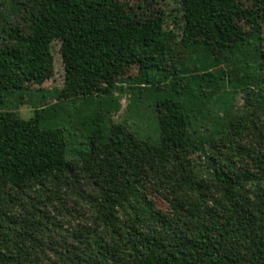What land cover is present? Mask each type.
<instances>
[{
    "label": "trees",
    "instance_id": "trees-1",
    "mask_svg": "<svg viewBox=\"0 0 264 264\" xmlns=\"http://www.w3.org/2000/svg\"><path fill=\"white\" fill-rule=\"evenodd\" d=\"M178 1L184 28L205 33L215 58L242 54L249 36L258 41L239 32L244 19L264 27V0ZM20 6L23 24L0 23L3 93L30 92L11 87L34 83L51 67L54 41L65 92L90 96L115 79L117 0ZM153 48L158 57L168 50L163 37ZM189 84L181 98L152 97L155 135L147 140L125 124L91 118L84 143L75 144L67 127L46 125L44 111L28 120L0 113V264H264V119L257 114L264 76L229 77L248 107L235 116L211 113L210 100L194 106ZM76 208L90 222L57 232Z\"/></svg>",
    "mask_w": 264,
    "mask_h": 264
},
{
    "label": "rangeland",
    "instance_id": "rangeland-1",
    "mask_svg": "<svg viewBox=\"0 0 264 264\" xmlns=\"http://www.w3.org/2000/svg\"><path fill=\"white\" fill-rule=\"evenodd\" d=\"M115 29L116 76L103 84L101 91L93 94L68 93L61 43L54 41L50 50L52 64L34 83H19L13 90L28 89L21 94L3 93L0 88V113L14 112L21 120L32 118L35 111L46 113L49 127H67L75 144L84 143L92 128L85 122L98 118L100 124L112 126L125 124L142 138L154 137L151 118L152 97L181 98L185 83H190L187 101L201 106L211 101L210 112L218 115H239L247 111L244 93L228 84L231 75L243 77L264 76V27L261 22L244 19L241 30L246 35L258 34V41L249 36L243 53L226 54L215 58L202 31L184 28L178 0H117ZM21 0H0V23L18 26L23 24ZM164 35H171L164 36ZM164 38L168 50L161 56L155 52L153 42ZM259 56V57H257ZM149 74V83L142 82V75ZM264 95V85L261 87ZM257 94L254 93V95ZM138 98V102L133 101ZM261 102V101H260ZM263 122L264 111H257ZM147 140V139H146ZM149 141V140H148ZM203 165L204 155L190 156ZM156 210L168 212L157 196L150 197ZM90 214L77 209L71 216L60 220L63 235L76 226L88 224ZM55 240L60 242L58 236Z\"/></svg>",
    "mask_w": 264,
    "mask_h": 264
}]
</instances>
